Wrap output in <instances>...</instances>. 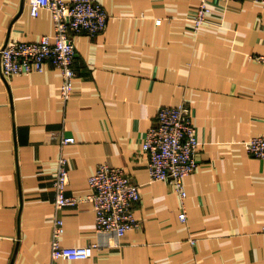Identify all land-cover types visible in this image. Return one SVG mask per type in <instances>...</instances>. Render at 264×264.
Listing matches in <instances>:
<instances>
[{"label": "crops", "instance_id": "obj_1", "mask_svg": "<svg viewBox=\"0 0 264 264\" xmlns=\"http://www.w3.org/2000/svg\"><path fill=\"white\" fill-rule=\"evenodd\" d=\"M108 14L97 36H74L70 99L58 69L3 79L0 73V264H46L54 218L60 243L97 247L86 260L54 264H264V159L246 142L264 135V0H98ZM54 31L29 0H0V48ZM188 104L200 150L182 200L150 180L141 150L164 106ZM74 143L61 146L59 138ZM68 162L66 194H90L100 164L139 185V228L98 232L91 202L55 210L57 160ZM184 210L186 222L178 219Z\"/></svg>", "mask_w": 264, "mask_h": 264}, {"label": "built area", "instance_id": "obj_2", "mask_svg": "<svg viewBox=\"0 0 264 264\" xmlns=\"http://www.w3.org/2000/svg\"><path fill=\"white\" fill-rule=\"evenodd\" d=\"M40 10H47L51 14L53 34L34 42L7 41L0 48V73L6 80L33 72L41 73L45 65L50 64L60 72V97L67 102L77 77L74 69V36L86 34L94 37L101 34L108 22V14L98 0H29L32 17H37ZM211 14L208 0H200L191 20L193 28L199 29ZM254 59L264 63V56L257 55ZM59 143L61 146L71 144L74 138L61 137ZM245 145L250 156L264 159V135L251 138ZM141 150L147 156L150 180L169 183L183 200L186 195L184 179L196 170V156L200 150L188 104L160 108L155 123L145 133ZM68 180V162L59 157L53 182L56 211L89 201L93 205L94 223L98 232H115L122 237L139 228L133 208L141 200L140 187L123 169L105 163L98 165L88 178L90 194L84 197L66 194ZM178 219L186 222L184 210L178 214ZM62 234L63 222L56 216L52 226L50 259L46 264H54L60 259L86 260L90 250L97 247L94 244L63 246L60 243Z\"/></svg>", "mask_w": 264, "mask_h": 264}]
</instances>
